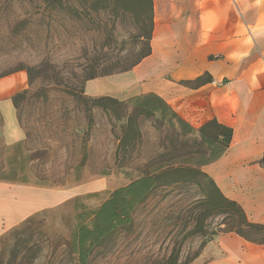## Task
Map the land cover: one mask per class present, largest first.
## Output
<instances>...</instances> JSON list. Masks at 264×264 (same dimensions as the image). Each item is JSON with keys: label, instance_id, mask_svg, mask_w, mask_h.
Wrapping results in <instances>:
<instances>
[{"label": "rangeland", "instance_id": "374dc122", "mask_svg": "<svg viewBox=\"0 0 264 264\" xmlns=\"http://www.w3.org/2000/svg\"><path fill=\"white\" fill-rule=\"evenodd\" d=\"M125 8L96 11L88 0H0V78H25L15 105L25 138L7 148L0 135V180L41 188L31 198L42 206L58 201L4 237L0 264H74L62 245L75 204L95 210L159 164L210 154L198 133L172 121L152 98L93 103L102 97L85 95L90 77L119 74L148 51V21L139 9ZM189 179L176 187L155 185L136 209L134 227L95 251L90 264L206 262L207 246L231 234L225 232L239 218L225 204L212 212L204 203L206 183Z\"/></svg>", "mask_w": 264, "mask_h": 264}, {"label": "crops", "instance_id": "0c3cea01", "mask_svg": "<svg viewBox=\"0 0 264 264\" xmlns=\"http://www.w3.org/2000/svg\"><path fill=\"white\" fill-rule=\"evenodd\" d=\"M149 54L130 71L89 80L85 95L155 97L194 130L209 122L231 131L228 147L200 167L252 224L264 225V0H152ZM207 79L197 87L187 83ZM23 74L0 78V135L23 143L13 98ZM41 188L0 180V239L44 209ZM30 196V197H29ZM203 264H264V245L231 233L207 246Z\"/></svg>", "mask_w": 264, "mask_h": 264}, {"label": "trees", "instance_id": "16d2710c", "mask_svg": "<svg viewBox=\"0 0 264 264\" xmlns=\"http://www.w3.org/2000/svg\"><path fill=\"white\" fill-rule=\"evenodd\" d=\"M88 2L93 9H96V11L98 9L101 11L116 10L118 5L126 7V10L139 9L138 11L141 17L148 21L149 29L147 39L150 40L153 27L152 0H88ZM142 23H144V21ZM149 51L150 49L148 45V51L143 57L137 60L128 69L116 73L130 71L149 54ZM107 76L111 75L105 74L98 77ZM95 78L96 77H90L89 80H93ZM206 80L207 79L199 78L195 81L187 83V85L190 87H197ZM20 96L21 95L19 93L13 98L14 107L16 105V99ZM145 98H152L156 100L162 110L169 115L172 121L184 126L191 132L198 133L201 142L210 149V154L208 156H201V160L196 162H193V160L190 159L181 164H159L152 173L146 174L142 178L133 180L127 186L113 191L109 195L108 199L95 210H89L84 206L75 204L74 225L69 235L68 242L66 244L63 243L62 245V247H66L68 250L69 255L73 258L74 264H90V258L95 251L105 250L121 231H129L132 229V227H134L133 215L136 209L148 199V196L155 185L176 187L184 184L185 182H192L193 180L189 179L191 176L192 178L197 179V183H199V180L206 183L205 187H203V192L206 195L204 203L207 208L212 210V212L223 211L222 206L225 204L229 205L238 215L239 222L236 228L225 233H234L248 242L264 245V225L252 224L248 222L238 205L225 199L215 187L211 179L200 169L202 165L214 161L225 151L230 142L231 131L218 125L214 121L203 125L197 130H194L185 125L159 99L151 96ZM104 100L114 101L116 99L102 97L93 99L92 101L93 103H99ZM150 110L152 113L159 111L154 108H151ZM261 162H264V158ZM187 163H189V166H183ZM180 177L181 179H179ZM209 192L214 194V196L212 194L210 195ZM32 217L24 221L22 226H27ZM241 229L256 231L262 235L260 238H253L247 233L241 232ZM7 234L0 239V242ZM54 249H56V247ZM175 261L176 259L171 258L167 261V264H176Z\"/></svg>", "mask_w": 264, "mask_h": 264}]
</instances>
